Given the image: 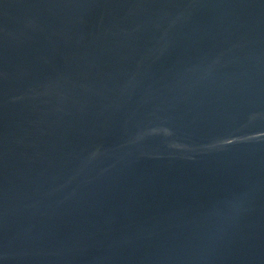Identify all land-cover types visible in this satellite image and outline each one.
Instances as JSON below:
<instances>
[{"label": "water", "instance_id": "water-1", "mask_svg": "<svg viewBox=\"0 0 264 264\" xmlns=\"http://www.w3.org/2000/svg\"><path fill=\"white\" fill-rule=\"evenodd\" d=\"M0 264H264V0H0Z\"/></svg>", "mask_w": 264, "mask_h": 264}]
</instances>
